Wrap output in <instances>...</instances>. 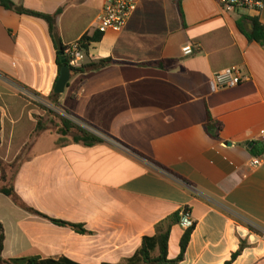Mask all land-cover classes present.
Wrapping results in <instances>:
<instances>
[{"label":"crops","instance_id":"obj_1","mask_svg":"<svg viewBox=\"0 0 264 264\" xmlns=\"http://www.w3.org/2000/svg\"><path fill=\"white\" fill-rule=\"evenodd\" d=\"M10 1L14 10L0 6V189L11 182L20 201L47 218L0 192L3 258L122 264L160 222L189 208L195 228L179 264H226L242 242L232 264H264V237L250 229L264 228V164L250 165L262 154L254 144L264 148V45L248 38L250 19L264 24V10L140 0L122 31L89 45L86 63H112L71 72L56 94L55 35L63 47L94 35L106 0ZM27 12L59 13L55 34ZM230 67L248 80L214 91L213 75ZM41 106L105 140L86 146L63 135ZM185 231L173 225L170 260Z\"/></svg>","mask_w":264,"mask_h":264},{"label":"trees","instance_id":"obj_2","mask_svg":"<svg viewBox=\"0 0 264 264\" xmlns=\"http://www.w3.org/2000/svg\"><path fill=\"white\" fill-rule=\"evenodd\" d=\"M0 6L6 8L7 10H14L15 5L10 0H0ZM30 15L40 17L44 19L49 27L51 34H55V24H56V18L59 13H56L54 15H44V14H38L34 12H27ZM250 22L253 26V31L251 35L248 36L249 40L256 41L262 45H264V24H261L257 18H251ZM102 38V34L99 32H96L94 35L89 36L85 35L82 40V45L84 48V51L86 55L88 54L89 45L92 43L99 42ZM66 47H63V50L65 51ZM60 54V52H59ZM58 63L60 69L64 67V64L61 63L60 56L58 58ZM112 63L111 59H105L100 60L98 62H89L86 63L80 67V68H72L69 66V63L67 62L65 65L69 66L71 72L74 73H83L87 71H93L97 69H101L106 67ZM45 111H48L49 113H52L50 110H48L46 107L41 106ZM53 114V113H52ZM61 123H62V134L67 135L69 133H75V140L77 142H81L86 146H93L96 143L103 142L100 138L95 136L94 134L90 133L89 131L79 127L77 124L73 123L71 120H69L66 117H60ZM220 130V128H219ZM264 148H260V146L256 143L254 144L252 151L256 154H261L263 152ZM166 171L170 172V170L163 168ZM172 173V172H171ZM6 178H3V182H6ZM0 192L4 195L12 198L17 204L20 206L26 207V209L32 213H35L36 215H39L41 217L47 218V216L41 214L40 212L35 211L34 209L28 208L25 206L15 193L13 184L11 182H8L5 184L1 189ZM189 210V208H186ZM50 219L54 224L61 226V227H68L76 231L80 234H87L88 232L84 229V226L81 224H73L70 222H65L62 220H56V219ZM181 222V217L179 213H175L168 217L167 219L163 220L156 226V233L154 236H144L142 240L141 247L137 250V252L134 254L133 257L126 260L122 264H179L184 260L185 253L187 250V247L189 245V242L191 240L192 233L195 228V224L185 229V233L182 236L181 242H180V254L179 256L174 259L170 260L168 258V249H169V239L171 235V229L173 225L179 224ZM251 231H255L254 228L250 227ZM4 244H5V233L3 225L0 223V264H77L73 261H70L68 259H60V260H41L36 257L32 258H23V259H14V260H7L3 258V250H4ZM246 244L242 242L241 249L236 253L233 254L232 259L227 262L226 264H232L239 255H241L243 249L245 248Z\"/></svg>","mask_w":264,"mask_h":264},{"label":"built area","instance_id":"obj_3","mask_svg":"<svg viewBox=\"0 0 264 264\" xmlns=\"http://www.w3.org/2000/svg\"><path fill=\"white\" fill-rule=\"evenodd\" d=\"M140 0H106L102 12L98 16V25L96 32L105 34L108 31L120 32L128 24L130 18L138 8ZM225 12L229 14L238 13H252L259 15L264 10V0H215ZM193 47L186 46L183 48V53L186 56L193 54ZM67 62L72 68L82 67L86 60L87 55L84 51L82 40L74 42L68 46L64 51ZM248 78L243 75L238 68L230 67L215 73L211 79V88L216 91L225 88H234L241 83L247 81ZM76 124L94 134L100 139L104 136L91 128L90 126L81 122ZM260 142L264 146V131L260 133ZM264 164V149L261 155L252 158L251 167L257 168ZM181 225L183 228L188 229L194 225L191 218L190 210L184 208L181 211ZM264 237V228L254 227Z\"/></svg>","mask_w":264,"mask_h":264},{"label":"water","instance_id":"obj_4","mask_svg":"<svg viewBox=\"0 0 264 264\" xmlns=\"http://www.w3.org/2000/svg\"><path fill=\"white\" fill-rule=\"evenodd\" d=\"M17 10L20 11L19 8ZM55 40L58 46V50L60 52L59 56L61 59V63L64 64V67L60 71V76L55 87V93L62 94L71 78V70L69 66L65 65L67 63V59L63 50V46L57 34L55 35Z\"/></svg>","mask_w":264,"mask_h":264},{"label":"rangeland","instance_id":"obj_5","mask_svg":"<svg viewBox=\"0 0 264 264\" xmlns=\"http://www.w3.org/2000/svg\"><path fill=\"white\" fill-rule=\"evenodd\" d=\"M51 108V112L53 113V117H54V127H53V129H56V126H57V124H62L61 123V120H60V117H65L64 115L65 114H63V112H61L59 109H57V108H55V107H50Z\"/></svg>","mask_w":264,"mask_h":264}]
</instances>
